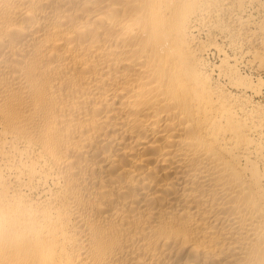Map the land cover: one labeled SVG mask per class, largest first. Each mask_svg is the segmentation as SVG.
Returning a JSON list of instances; mask_svg holds the SVG:
<instances>
[{
  "label": "bare ground",
  "instance_id": "bare-ground-1",
  "mask_svg": "<svg viewBox=\"0 0 264 264\" xmlns=\"http://www.w3.org/2000/svg\"><path fill=\"white\" fill-rule=\"evenodd\" d=\"M0 264H264V0H0Z\"/></svg>",
  "mask_w": 264,
  "mask_h": 264
},
{
  "label": "rangeland",
  "instance_id": "rangeland-1",
  "mask_svg": "<svg viewBox=\"0 0 264 264\" xmlns=\"http://www.w3.org/2000/svg\"><path fill=\"white\" fill-rule=\"evenodd\" d=\"M215 57H216V59H215ZM209 59H211V60H213V61H217L218 60V57H217V55H216V53H213V55H212V53L209 55Z\"/></svg>",
  "mask_w": 264,
  "mask_h": 264
}]
</instances>
